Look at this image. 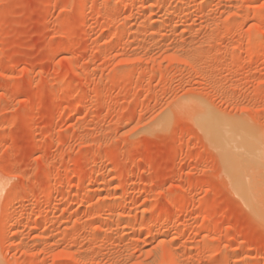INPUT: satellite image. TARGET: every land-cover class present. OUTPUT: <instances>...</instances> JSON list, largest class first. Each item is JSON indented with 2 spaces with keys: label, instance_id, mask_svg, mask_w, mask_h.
Returning <instances> with one entry per match:
<instances>
[{
  "label": "rangeland",
  "instance_id": "rangeland-1",
  "mask_svg": "<svg viewBox=\"0 0 264 264\" xmlns=\"http://www.w3.org/2000/svg\"><path fill=\"white\" fill-rule=\"evenodd\" d=\"M0 264H264V0H0Z\"/></svg>",
  "mask_w": 264,
  "mask_h": 264
},
{
  "label": "bare ground",
  "instance_id": "bare-ground-1",
  "mask_svg": "<svg viewBox=\"0 0 264 264\" xmlns=\"http://www.w3.org/2000/svg\"><path fill=\"white\" fill-rule=\"evenodd\" d=\"M203 111H204V109H203ZM197 116V115H196ZM197 120H199V122H200V124H201V128L203 127L205 130H206V133L207 132H209V133H212V135H213V137H214V139H213V141H214V143H218V142H220L219 143V145H225V146H227V145H230L229 143H231V140L232 139H234V136L236 137L237 135H239V137L241 136V138H243L242 140L243 141H241V139H240V141H238V142H240V143H242V142H244L243 144H245L246 143V141H248L249 142V140H248V134L247 133H245L244 131H242V129H239L238 127L236 128H233V129H228V128H226L225 127V125H224V121L222 122L218 117H216V116H214L212 113H210V112H202V113H200L199 114V116H197ZM231 123V122H230ZM235 124V123H234ZM239 125V124H238ZM237 125V126H238ZM230 126H232L231 124H230ZM234 126H236V125H234ZM234 126H232V127H234ZM202 128V129H203ZM243 129H245V128H243ZM245 130H247V129H245ZM211 135V136H212ZM215 139H217L218 141H215ZM235 139H237V137L235 138ZM223 143V144H222ZM233 143V142H232ZM247 145H248V143H246ZM245 144V145H246ZM233 145V144H232ZM236 145V143L233 145V146H235ZM240 144H238V146H239ZM227 147H231V145L230 146H227ZM246 147V146H245ZM225 148V147H224ZM243 148V147H242ZM225 149H227V148H225ZM224 149V151H226ZM231 149V148H230ZM235 149V148H234ZM223 150V149H222ZM239 151V150H238ZM226 152H229V153H232V154H234L233 152H231V151H226ZM237 153V152H236ZM235 153V154H236ZM243 153V152H242ZM223 154V153H222ZM229 155V154H228ZM220 156V155H219ZM226 157V156H225ZM229 156H227V158H228ZM233 156H231V157H229L227 160H229V161H227L228 162V166H231L232 164H233V162H231L230 160H231V158H232ZM236 157V156H235ZM225 163V162H224ZM235 164V163H234ZM233 164V165H234ZM238 164V163H237ZM232 165V166H233ZM239 165V164H238ZM236 166V165H235ZM240 166V165H239ZM234 168V167H233ZM239 167H235V169H236V186L237 187H239V186H241V185H239V184H241L242 182H239L240 180H237L238 179V177H241L240 175H241V172H240V169H238ZM232 170H234V169H232ZM228 171H229V168H228ZM232 172H234V171H232ZM243 172V171H242ZM228 173V172H227ZM230 175V174H229ZM234 175V174H233ZM231 177H233L232 175H230ZM235 177V176H234ZM233 177V178H234ZM242 180V179H241ZM232 181V180H231ZM238 182H239V184H238ZM247 182V181H246ZM232 183H234L233 181H232ZM231 183V184H232ZM244 183V182H243ZM249 184V183H248ZM242 188V187H241ZM240 188V189H241ZM247 188H248V186H247ZM243 189H245V188H242L241 190H243ZM246 190V189H245ZM245 190H243L244 191V193L247 191H245ZM239 192V191H238ZM237 192V193H238ZM246 194H248V192L246 193ZM240 195H241V193H240ZM247 197V196H246ZM249 197V196H248ZM240 198V197H239ZM243 198V197H242ZM245 199V198H244ZM247 200H246V202L248 203V198H246ZM249 205V204H248Z\"/></svg>",
  "mask_w": 264,
  "mask_h": 264
}]
</instances>
